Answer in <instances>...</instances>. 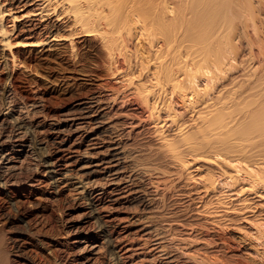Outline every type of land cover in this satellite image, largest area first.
<instances>
[{
  "label": "bare ground",
  "instance_id": "6f19581e",
  "mask_svg": "<svg viewBox=\"0 0 264 264\" xmlns=\"http://www.w3.org/2000/svg\"><path fill=\"white\" fill-rule=\"evenodd\" d=\"M198 242L264 264V0H0V264Z\"/></svg>",
  "mask_w": 264,
  "mask_h": 264
},
{
  "label": "rangeland",
  "instance_id": "374dc122",
  "mask_svg": "<svg viewBox=\"0 0 264 264\" xmlns=\"http://www.w3.org/2000/svg\"><path fill=\"white\" fill-rule=\"evenodd\" d=\"M123 211L121 212L123 214H121V216H120L122 218V220L118 223L120 225H122V227H123L124 225H126L125 222L130 221V223H131L130 227L132 229L133 236H135L133 239V244L135 245V249L137 250L136 254L142 255V257L143 256H150L152 254H156V251L154 252L151 250L152 248H150L151 247L150 245L144 244L145 239L148 236L146 234L147 231L141 230V228L142 229L145 228V227L143 228V226H144V223L146 222V220H143V218H141V217L144 216L145 213L139 211L138 209L136 210L134 208H131V209L127 208V209H124ZM164 243H167V241ZM198 244H199V242L194 243L191 246L189 245L190 246L189 247L186 243H184L185 247L183 246L182 248H178V247L174 246V243H170V246H171L169 248L170 254L165 256L166 258L164 257V260L167 262L169 261L170 264H197L198 261L201 260L205 256L204 247L203 248L200 247V249H199L200 251H199L198 250L199 247L197 246ZM172 245L175 248H173ZM182 245H183V243H182ZM207 251H208V254L212 253V252H209L208 249H207ZM208 256L213 257V254L212 255L210 254ZM194 257H196V258H194ZM139 264H140V262H139Z\"/></svg>",
  "mask_w": 264,
  "mask_h": 264
}]
</instances>
